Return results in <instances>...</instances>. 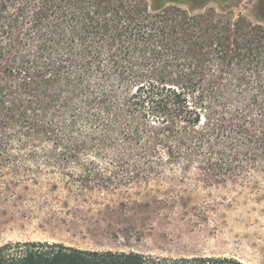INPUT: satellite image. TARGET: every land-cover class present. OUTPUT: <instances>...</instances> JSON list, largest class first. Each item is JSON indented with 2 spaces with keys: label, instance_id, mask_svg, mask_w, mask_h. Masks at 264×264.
<instances>
[{
  "label": "trees",
  "instance_id": "obj_1",
  "mask_svg": "<svg viewBox=\"0 0 264 264\" xmlns=\"http://www.w3.org/2000/svg\"><path fill=\"white\" fill-rule=\"evenodd\" d=\"M210 1L0 0V184H222L263 167L264 25ZM0 264L151 263L28 241L1 245Z\"/></svg>",
  "mask_w": 264,
  "mask_h": 264
},
{
  "label": "rangeland",
  "instance_id": "obj_2",
  "mask_svg": "<svg viewBox=\"0 0 264 264\" xmlns=\"http://www.w3.org/2000/svg\"><path fill=\"white\" fill-rule=\"evenodd\" d=\"M258 0L230 10L254 23ZM191 13L204 9L180 4ZM210 7H218L211 0ZM53 183L0 184V246L61 242L83 249L138 252L151 264L233 257L264 264V166L222 184L168 175L108 191Z\"/></svg>",
  "mask_w": 264,
  "mask_h": 264
}]
</instances>
